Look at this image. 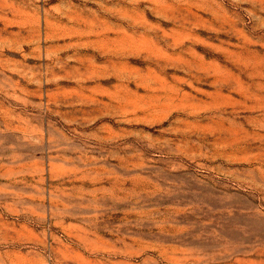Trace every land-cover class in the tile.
Wrapping results in <instances>:
<instances>
[{
  "label": "rangeland",
  "instance_id": "374dc122",
  "mask_svg": "<svg viewBox=\"0 0 264 264\" xmlns=\"http://www.w3.org/2000/svg\"><path fill=\"white\" fill-rule=\"evenodd\" d=\"M0 264H264V0H0Z\"/></svg>",
  "mask_w": 264,
  "mask_h": 264
}]
</instances>
